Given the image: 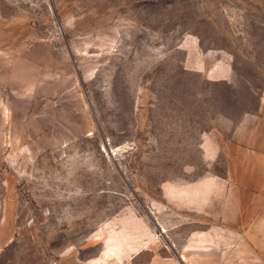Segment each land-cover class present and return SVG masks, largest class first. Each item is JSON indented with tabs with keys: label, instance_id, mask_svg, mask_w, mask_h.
Instances as JSON below:
<instances>
[{
	"label": "rangeland",
	"instance_id": "rangeland-1",
	"mask_svg": "<svg viewBox=\"0 0 264 264\" xmlns=\"http://www.w3.org/2000/svg\"><path fill=\"white\" fill-rule=\"evenodd\" d=\"M0 9L31 27L27 48L47 50L52 91L0 106V264H203L213 249L252 264L264 208L245 229L212 225L165 187L208 173L213 133L244 110L264 117V0Z\"/></svg>",
	"mask_w": 264,
	"mask_h": 264
},
{
	"label": "crops",
	"instance_id": "crops-1",
	"mask_svg": "<svg viewBox=\"0 0 264 264\" xmlns=\"http://www.w3.org/2000/svg\"><path fill=\"white\" fill-rule=\"evenodd\" d=\"M7 12L0 9V106L3 104L6 110L11 99L27 101L33 96L52 95L47 50L39 48L40 45L27 48L33 42L31 27L18 21L11 10ZM261 109L260 106L259 112L244 110L236 123L226 126L223 132L213 133L219 147L216 153L206 154L208 160L216 163L199 179L169 182L165 192L170 203L176 208L192 210L204 222L219 225L228 220L237 229H245L253 217L262 213L264 117L260 115ZM257 114V120L252 119ZM222 161L224 170L217 168ZM250 233L247 239H252ZM202 238L208 241L219 237L202 232ZM257 253L252 254L256 258L252 264H264V251ZM200 257L203 264H224V252L218 249L205 251Z\"/></svg>",
	"mask_w": 264,
	"mask_h": 264
}]
</instances>
